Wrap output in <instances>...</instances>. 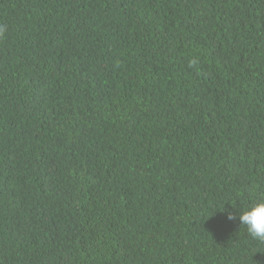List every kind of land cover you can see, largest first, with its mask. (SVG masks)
I'll list each match as a JSON object with an SVG mask.
<instances>
[{"label":"trees","instance_id":"obj_1","mask_svg":"<svg viewBox=\"0 0 264 264\" xmlns=\"http://www.w3.org/2000/svg\"><path fill=\"white\" fill-rule=\"evenodd\" d=\"M264 0H0V264H264Z\"/></svg>","mask_w":264,"mask_h":264},{"label":"clouds","instance_id":"obj_2","mask_svg":"<svg viewBox=\"0 0 264 264\" xmlns=\"http://www.w3.org/2000/svg\"><path fill=\"white\" fill-rule=\"evenodd\" d=\"M227 219H238L252 239L264 242V201L257 202L242 212L229 211Z\"/></svg>","mask_w":264,"mask_h":264}]
</instances>
